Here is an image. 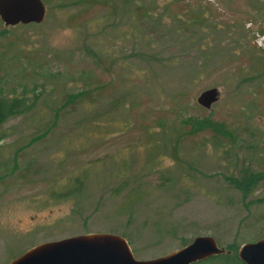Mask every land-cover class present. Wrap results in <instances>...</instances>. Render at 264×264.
<instances>
[{
    "label": "rangeland",
    "instance_id": "374dc122",
    "mask_svg": "<svg viewBox=\"0 0 264 264\" xmlns=\"http://www.w3.org/2000/svg\"><path fill=\"white\" fill-rule=\"evenodd\" d=\"M41 1L38 23L0 20V97L34 100L0 125V264L83 232L136 259L264 238V0Z\"/></svg>",
    "mask_w": 264,
    "mask_h": 264
},
{
    "label": "water",
    "instance_id": "95a60500",
    "mask_svg": "<svg viewBox=\"0 0 264 264\" xmlns=\"http://www.w3.org/2000/svg\"><path fill=\"white\" fill-rule=\"evenodd\" d=\"M45 15L41 0H0L5 26L38 23ZM216 87L203 89L195 98L208 109L217 100ZM224 252L210 235H197L182 247L148 258L133 257L125 238L113 232H85L33 245L7 264H191ZM244 264H264V238L244 242L236 251Z\"/></svg>",
    "mask_w": 264,
    "mask_h": 264
},
{
    "label": "trees",
    "instance_id": "16d2710c",
    "mask_svg": "<svg viewBox=\"0 0 264 264\" xmlns=\"http://www.w3.org/2000/svg\"><path fill=\"white\" fill-rule=\"evenodd\" d=\"M34 106V100H30L28 97L24 95H18L13 97L2 98L0 97V125L5 122L8 118L24 114L31 110ZM256 176V177H255ZM261 179L260 174H254L250 172L241 173L240 176L237 177H229V183H231L232 188L238 189L240 192L244 193L248 191V189L255 183H257ZM80 179L78 177H73L72 187L69 190V195L75 199V202L81 201L83 198L80 197L76 199L75 190L80 187ZM108 232V231H107ZM85 233V232H83ZM79 234V233H78ZM120 235V234H119ZM122 236V235H121ZM188 243V242H187ZM185 245V244H184ZM183 246V245H182ZM226 247L224 252L211 255L204 259L195 261L191 264H195L197 262L206 261V260H216L221 262L222 264H244L236 254V251H232Z\"/></svg>",
    "mask_w": 264,
    "mask_h": 264
},
{
    "label": "flooded vegetation",
    "instance_id": "af4514ba",
    "mask_svg": "<svg viewBox=\"0 0 264 264\" xmlns=\"http://www.w3.org/2000/svg\"><path fill=\"white\" fill-rule=\"evenodd\" d=\"M5 236V235H4ZM7 236H8V239H6V241H8L6 244H9L10 245V247H14L15 245H16V243H15V237L14 236H16V235H14V234H10L9 232H8V234H7ZM12 239V240H11ZM10 241H13V242H10ZM1 247H3L2 245H1ZM0 247V250H2L3 248H1ZM4 250V249H3ZM4 251H7V252H9V250H7V247H6V250H4ZM21 254V253H20ZM18 256V255H17ZM16 257V256H15ZM15 257H13V258H15ZM12 258V259H13ZM11 258H10V260L9 261H11L12 260ZM8 261V262H9ZM7 262V263H8ZM6 263V264H7Z\"/></svg>",
    "mask_w": 264,
    "mask_h": 264
}]
</instances>
